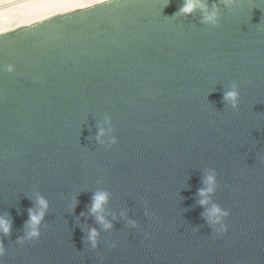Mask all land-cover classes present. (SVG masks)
<instances>
[{
  "label": "water",
  "instance_id": "1",
  "mask_svg": "<svg viewBox=\"0 0 264 264\" xmlns=\"http://www.w3.org/2000/svg\"><path fill=\"white\" fill-rule=\"evenodd\" d=\"M164 2L100 0L0 31V64L15 66L0 72L4 264H264V3L221 4L213 28ZM232 83L238 110L223 99ZM207 169L230 212L223 235L198 204ZM98 190L111 230L89 213ZM37 195L50 205L42 234L20 246Z\"/></svg>",
  "mask_w": 264,
  "mask_h": 264
},
{
  "label": "clouds",
  "instance_id": "2",
  "mask_svg": "<svg viewBox=\"0 0 264 264\" xmlns=\"http://www.w3.org/2000/svg\"><path fill=\"white\" fill-rule=\"evenodd\" d=\"M264 3V0H261ZM169 4V0H165L164 8ZM223 5L228 9H241L243 8V0H183V4L179 9L170 17L172 19H178L182 16H189L196 12L201 14L200 23L208 25L213 28L220 26V5ZM0 72L13 73L15 72V66L11 63L0 64ZM223 99L232 110L239 109L240 103V90L237 83H232L228 90L224 92ZM115 131L112 124V118L108 114L103 115L102 121L98 124V134L96 141L98 145L103 146L106 150L110 149L117 143V138L113 134ZM204 185L198 190V204L205 210L202 212V216L206 222L212 228V232L217 235L226 234L228 231V225L226 219L229 217V210L222 208L212 200V196L215 194L217 188V171L215 169H207L202 179ZM111 193L106 190L95 191L92 195L91 207L89 213L95 217L96 222L102 226L104 230H111L113 228L112 222L107 218L108 215H112V219H116L114 213H108L106 205L109 202ZM78 201L74 196L71 203V211H74ZM148 201L145 200V207H148ZM49 201L42 195H37L35 198V206L28 209V220L25 222L24 234L17 238L16 244L23 246L27 242H35L41 237V225L45 220V217L49 210ZM210 206V207H209ZM146 215H153L146 211ZM84 216L85 213H80ZM120 217L127 220L129 226L138 227L137 222L127 218L125 212L120 213ZM12 222L6 216H0V264H4L3 258L7 255V249L3 243V237L11 235ZM100 232L95 228H89L87 230V236L85 243L90 245L91 249L98 248ZM149 238L148 233H145V239ZM111 248L116 247V243L109 244Z\"/></svg>",
  "mask_w": 264,
  "mask_h": 264
},
{
  "label": "bare ground",
  "instance_id": "3",
  "mask_svg": "<svg viewBox=\"0 0 264 264\" xmlns=\"http://www.w3.org/2000/svg\"><path fill=\"white\" fill-rule=\"evenodd\" d=\"M100 0H0V31Z\"/></svg>",
  "mask_w": 264,
  "mask_h": 264
}]
</instances>
